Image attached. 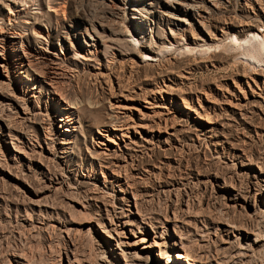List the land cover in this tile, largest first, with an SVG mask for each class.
<instances>
[{"label":"rangeland","instance_id":"374dc122","mask_svg":"<svg viewBox=\"0 0 264 264\" xmlns=\"http://www.w3.org/2000/svg\"><path fill=\"white\" fill-rule=\"evenodd\" d=\"M177 1L0 0V33H23L16 39L26 52L41 40L62 69L57 87L98 112L77 115L67 162L51 161L48 172L64 174L70 184L56 191L45 185L46 168L13 158L0 125V264H122L119 249L109 251L100 231L121 219L132 220L127 232L138 235L142 220L155 226L149 233L162 244L161 262H174L181 251L184 264H264V189L256 195L264 184V57L250 59L242 47L221 42L223 32L227 42L233 35L241 42L251 30L264 35V0H187L200 15L184 12ZM32 68L12 67L0 86L19 96L20 105L41 100L47 113L50 87L33 84ZM23 81L30 83L27 95L20 91ZM37 89L44 91L39 102L30 97ZM110 114L127 123L125 136L97 133L110 124ZM59 117L48 120L57 141L56 131L65 134ZM45 141L41 131L34 148H46ZM54 144L57 154L61 145ZM100 149L119 164L100 166ZM257 206L262 238L249 256L237 257V240L246 241ZM227 222L237 227L231 233L223 230Z\"/></svg>","mask_w":264,"mask_h":264},{"label":"bare ground","instance_id":"6f19581e","mask_svg":"<svg viewBox=\"0 0 264 264\" xmlns=\"http://www.w3.org/2000/svg\"><path fill=\"white\" fill-rule=\"evenodd\" d=\"M258 2H259V0H258ZM179 3L182 5L184 12H186V13L191 14V13H197L198 12L196 7L192 4H190L189 2H187V0H180ZM9 10H8V12H11V10L10 11ZM198 15H200V14H198ZM254 28L259 31L257 26H254ZM0 30H2V29H0ZM31 32H32V30H31ZM7 33H10L9 36H7ZM22 34L20 32L13 30L12 28H8L7 30L4 31V33H2V32L0 33V77H3V75L6 76L5 72H8L9 69H11L12 67H15V66H20V67L28 66L31 68L33 67L32 69H34V72L36 74L32 78V82H34L33 84L44 83V84L48 85V87H50V90H48L49 88H47L46 90H48V91L44 92L40 89H37L38 94L30 93V97H32V99L33 98L37 99L36 102H39V99H41V96L44 95L43 92L48 93V96H47V94L45 95L46 98H48V101L46 100L47 105H46V109L44 110L47 113H45V112L43 113V110H42L43 106H41L42 105L41 100H40V103H41L40 105H39V103L38 104L36 103L33 107H30V108L26 105H24V106L20 105L17 102L19 96H17L16 99H15V97L14 98L11 97V95H9L8 92L4 93V90H2L3 87L0 86V125L3 128L2 130L4 132L3 136L5 137L4 138L5 142H7L6 139L9 138L8 142L12 143V145H13V147H12L14 150V152H12L13 158H15V159L20 158L21 159L22 157H24L28 160L29 163L37 162L38 166L40 165V168H41V165H42V167L46 168L47 172H43L45 174V180H46L45 185L48 188V190H50V191L55 190L56 191L57 189H59L60 187H63V186L70 187L69 186L70 184L68 185L63 173H62L63 175L57 176L56 174H54L56 172H54V173L48 172L50 169V166H51V161H53L54 158H58V159H60V161H62V163L67 162L68 157H69L70 152H71L72 145L74 143H76V141L73 140L72 136H75L74 132L77 130V127H76L77 122H78V120L76 118L77 115L79 116L80 119H82L83 115L85 113L88 114L89 116H92V114H94V113L97 114L98 112H95L94 110H91V109L87 108L86 106H83V104L80 103V102H82L80 99H79L80 102H77L76 100H72L70 97H67V95H66L67 93H64V91L61 90L64 87H62L61 89H59L57 87V84H55L56 74H60V72H61L60 70H62V69H61L59 63L52 61V56H51L52 54L51 55L48 54L49 52L44 48L43 45H41V42H42L41 40L40 41L38 40L39 44L31 47L29 52L21 51L19 49L18 45L20 43L17 44V42L19 40L17 41L16 38L20 37ZM33 35L36 37H40L44 40L46 39V38H44L43 31H41V30H33ZM223 35H222L223 40L220 39L219 41H221V40H222L221 42L224 41L225 44H227V46L234 44L237 47H242L240 50L243 49V53H245L248 56V58L255 59L257 61H261L260 60L261 57L262 56L264 57V35L261 36L256 31L251 30L250 34L247 35L246 37H244L241 42L238 40V37H236L234 35L227 42L226 39H228L229 36L225 32H223ZM215 38L212 36L211 39H209V40L213 41V40H215ZM214 47H217V45ZM205 50H206V52L209 51L206 48H205ZM262 61H264V59H262ZM39 63H43L45 65V69H41L39 66ZM253 64H255V63H253ZM18 72H21V70H19ZM62 75H64V73ZM262 83H264V82H262ZM59 86H61V85H59ZM29 87H30V83L23 81L22 82V88L20 90L21 93L23 95H27V93L29 92V89H30ZM261 87H263V89H264V84ZM260 93H262V91H260ZM253 95L254 96H257V95L260 96L259 93H254ZM30 102H31V98H30ZM234 104L237 106L239 103L235 102ZM11 105H12V107H11ZM15 105L20 107L21 112H17ZM94 107L97 108V106H94ZM238 107L241 108L242 106L238 105ZM11 108H15L16 110H12ZM51 110H52V115H50ZM53 113L59 114L60 117L56 118V120L59 123L58 126L61 127L62 131L65 132V134H61L59 131L58 132L56 131L55 134H60V136H61L60 137L61 139L58 141L55 140V138L52 136V133H50L49 126H48V124H50L48 121L49 117L52 120L51 117L53 116ZM45 117L47 118V120ZM116 118H118L116 116V114H110V119H111L109 121L110 124L107 126L106 125L105 126L100 125L98 127V129L96 128L97 133L101 134L103 136H108V138H110L109 137L110 135L117 136V134H120L121 136H125L126 130H127L126 129L127 123H125L124 121L121 122L122 120L118 121ZM205 118L207 119V117H205ZM207 122L213 123L211 120H207ZM128 124H129V122H128ZM39 129H40V132L37 131ZM112 130H115V131L113 132ZM41 131L43 133L44 140H46V139L48 140V142L45 141V143L48 144V146L46 145L47 147L45 148L42 145H38V147H40V149H39V151H37L34 148L35 144L33 143V141H36V143L38 144V139H39V135H41ZM127 137H129V136H127ZM108 138H106V139H108ZM130 139H129V141H130ZM16 142H18V143L16 144ZM55 142L61 145L57 154L54 151V149H55L54 143ZM108 145L109 144L104 145V148H107ZM2 157H3L2 151L0 150V165H1V160H2L1 158ZM95 158L97 159V162L100 164V166L102 165V163L107 164L108 162L112 163V164H119V163H117L118 161L116 162L115 160H112V162L107 161L108 157L105 156L104 150H101V149L95 151ZM106 158H107V160H105ZM29 163H28V166H29ZM122 165H114V166H117L119 168ZM1 169L2 168L0 167V170ZM116 171L118 172V169ZM59 173H61V172H59ZM259 180L264 183V176H260ZM258 186L259 187H258L256 195L262 194L261 190H262V188L264 189V184H258ZM61 189L62 188H60L59 190H61ZM260 200H261L260 205H263V207H264V200L263 199H260ZM261 202H263V203L261 204ZM239 206H240V204H239ZM137 209H138V207L135 210H137ZM186 209L188 210L187 207H186ZM260 209L261 208H259L258 206L256 208H254V213L257 212L258 214H255L256 217H254L252 219V220L256 221L254 226L249 228V230L246 231L247 232L246 235H244V237L246 238V241H245L246 245L244 244L245 242H241V241L237 240L238 244L236 246H237L238 250L235 253V254H237V257L247 255L248 251H251V249L253 248L252 246H254L258 242H260V240L262 238V237H260V234H259V232H260V229H259L260 228L259 227L260 217H259V215H261L263 212L261 214H259L261 212ZM182 210H184V209H182ZM128 211H129V213H132L131 210H128ZM136 213H140V212H138V210H137ZM114 216L116 217V215H114ZM119 216L117 218H119ZM122 217H123V215H122ZM249 217H250V215H249ZM109 219H110V217H109ZM142 219H143V217H142ZM252 220H251V223H252ZM133 221H134V219H133ZM141 223H143V224H140V225L138 224L137 227L138 226L141 227L142 231H141V229H139V233H143L142 235L132 233L133 229H132V231L127 232L126 227L130 226V225H134V223L130 219H124V220L121 219L120 223L110 222V223H108L110 225L109 229H107L105 227L100 229V231L104 234V236H106L107 243H109L108 244V246H109L108 250L116 253L117 252L116 250L119 249V252L117 254L120 257V260L121 259L123 260V262L121 261L122 264H151V263H154V264H184L183 260L186 259L187 256H186V254L182 253L181 251H177L174 254V262H173V259L170 260L169 258H166V260L164 262H161L159 260L162 258V254H163V252L161 251V247H160L161 243H159L156 240V237H155V236H157L156 234L151 235V232L149 233V228H150V231L151 230L153 231L155 226H153L152 223L147 222L146 220H142ZM98 224H100V223H98ZM121 225H123V226L121 227ZM225 225L226 226H224V227H226V228H224L223 230H225L227 233L228 232L231 233L232 230L237 228L236 226H234L232 224H228V222L225 223ZM200 231H202V230H200ZM137 232H138V230H137ZM131 236L133 237V239H131ZM237 238H239V237H237ZM110 240L115 241L114 247H111V241ZM247 241H250V243L248 245H247V243H248ZM140 243H143V244L141 245L140 249H137L136 246H138V244H140ZM230 245H232V244H230ZM123 246H125V248L129 249V250L126 251V249H124ZM182 247H180V248H182ZM155 248L158 249V251L156 253L154 252ZM128 251H130V253H128ZM103 256L101 255L100 257H103ZM247 256H249V255H247ZM222 259H224V258H222ZM149 260L151 261V263L149 262ZM26 261L28 263V260H26ZM237 262H239V261H237ZM17 264H26V262L24 263L20 260ZM191 264H195V263L192 262ZM216 264H231V262L227 261V260H223V261L220 260L219 263H216Z\"/></svg>","mask_w":264,"mask_h":264}]
</instances>
